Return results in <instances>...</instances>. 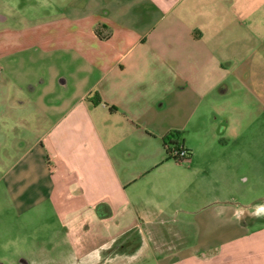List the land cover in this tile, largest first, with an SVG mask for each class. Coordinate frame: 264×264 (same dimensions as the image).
Wrapping results in <instances>:
<instances>
[{
    "label": "crops",
    "instance_id": "1",
    "mask_svg": "<svg viewBox=\"0 0 264 264\" xmlns=\"http://www.w3.org/2000/svg\"><path fill=\"white\" fill-rule=\"evenodd\" d=\"M121 2L153 9V20L140 30L120 20L124 11L101 15L90 1L87 13L52 9L37 27L0 35V210L29 211L40 246L65 232L80 264H264V226H250L264 220V199L229 195L217 120L215 147L192 132L208 108L226 120L219 133L243 142L246 106L264 112V0ZM235 90L243 94L231 105L242 115L237 125L234 113L225 117ZM168 136L188 161L169 159ZM167 166L182 170L168 177ZM150 208L189 215L202 243L179 259L161 252L164 241L156 252L129 236L117 242L134 216L150 222ZM39 210L45 229L37 233ZM84 227L103 237H68Z\"/></svg>",
    "mask_w": 264,
    "mask_h": 264
},
{
    "label": "rangeland",
    "instance_id": "2",
    "mask_svg": "<svg viewBox=\"0 0 264 264\" xmlns=\"http://www.w3.org/2000/svg\"><path fill=\"white\" fill-rule=\"evenodd\" d=\"M53 1L50 5L47 3V0H0V16L5 18H0V35L3 36L10 29L31 30V28L38 26L41 16H45L52 9L58 12H69L74 6H77L79 10L81 9L80 11L82 13H87L93 9V11L96 10L101 15H111V13L119 14L124 11L125 18H120V20L140 30L145 29L146 22L153 20L155 13V11L153 13V9H148L145 5L139 9L132 10V7L129 8L130 5H125L121 0ZM90 1L93 4L94 2L97 4L95 6L93 5L92 9L89 4ZM152 4L155 6L154 3ZM36 30L32 29V31ZM1 50L2 48H0ZM38 53L37 49L28 51V54L34 56V59L38 58ZM34 69L35 67H31L29 70L33 72ZM242 96L241 90H235L233 92L231 95L232 102L229 104V111L225 116L227 118L229 114L234 113L237 119L234 120L235 125L242 118V115L238 109L232 110L231 105L234 102L238 104ZM207 110L208 108H203V119L200 120L197 128L192 132L199 139L202 147H206L207 142L210 147H215L213 137L211 136L213 129L211 127L214 121L217 120V135L224 136V146L220 147L222 152L217 154L220 156L219 158H222L223 165L226 167L224 176L226 177L227 185L225 188L229 191V195L233 196L234 200L249 204L256 203L260 198L261 200L264 199V112H260L252 104L248 107L246 106L244 110L245 120L242 125L243 134L239 136L244 137L243 142H241V139L236 140L234 137H227L235 135L219 133V130L222 128L220 125L226 123V120L220 122L221 118H216L217 113L214 111L207 113ZM13 115L16 117L17 114ZM23 121L25 120L23 119ZM28 127H33V124H28ZM32 133L27 130L28 138L33 136ZM169 159L176 161L171 157ZM170 168L172 167L167 166L164 168L165 174L168 177H172L175 172L182 170L174 167L172 169ZM8 195L6 202L11 201ZM185 195L189 197L187 196L188 194ZM7 205L9 206L8 203ZM149 215L150 222H145L144 217L134 216L131 230L126 231L124 234L123 232H119L115 235L117 242H122L124 235L126 238L129 236L133 244L147 241L154 248H152V252H156L157 241H164V248H162L161 252L169 254L175 253L180 259L181 255L185 254V249L194 247L199 241L202 243L204 239L203 231L200 232L196 228V225L192 223L191 219H189V215L183 213V211L174 212L170 216H161L154 209L150 208ZM36 219H38V225L36 226V232L38 233L39 230L42 231L45 229V221L43 220L41 210L37 212ZM252 222L250 224L251 229L253 228V224L254 229L264 226V220L254 219ZM32 229L33 227L30 226L29 221V211L19 214L14 208L6 210L2 208L0 210V264H20L23 258L29 264H80L82 262L74 261L70 245L65 242L64 237L65 235L67 236L65 232L54 236L52 239L55 242L52 245L43 247L40 246L39 242H35L32 236ZM66 231H68V237L73 240L76 238L99 240L103 237L101 234L98 235L97 229L94 228H71ZM178 231L183 233L176 234ZM214 243L213 241L211 245ZM48 247L50 256L49 258H44ZM158 251L160 252V250ZM148 252L149 254L151 253L150 251ZM204 252L207 253L206 250ZM150 255L153 256L154 254ZM156 255L158 254L156 253Z\"/></svg>",
    "mask_w": 264,
    "mask_h": 264
},
{
    "label": "built area",
    "instance_id": "3",
    "mask_svg": "<svg viewBox=\"0 0 264 264\" xmlns=\"http://www.w3.org/2000/svg\"><path fill=\"white\" fill-rule=\"evenodd\" d=\"M166 148H167L166 152L169 155V157L175 159L176 161L186 162L189 160L190 154L184 145L167 144Z\"/></svg>",
    "mask_w": 264,
    "mask_h": 264
},
{
    "label": "trees",
    "instance_id": "4",
    "mask_svg": "<svg viewBox=\"0 0 264 264\" xmlns=\"http://www.w3.org/2000/svg\"><path fill=\"white\" fill-rule=\"evenodd\" d=\"M94 95H95L94 98H96L95 101L99 102L100 99H101L100 94H99L98 92H95ZM164 143H165V147H167V144H169V145H170V144L178 145V142L174 141V140L172 139V136H170V137L168 136L167 138H165V139H164ZM166 149H167V148H166Z\"/></svg>",
    "mask_w": 264,
    "mask_h": 264
},
{
    "label": "flooded vegetation",
    "instance_id": "5",
    "mask_svg": "<svg viewBox=\"0 0 264 264\" xmlns=\"http://www.w3.org/2000/svg\"><path fill=\"white\" fill-rule=\"evenodd\" d=\"M1 18H2V19H4V17H3V16H1Z\"/></svg>",
    "mask_w": 264,
    "mask_h": 264
}]
</instances>
